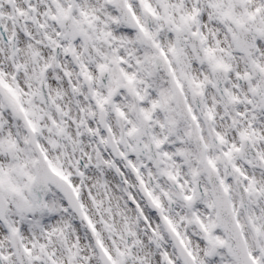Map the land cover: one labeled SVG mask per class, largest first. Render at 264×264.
I'll use <instances>...</instances> for the list:
<instances>
[{"label": "snow or ice", "instance_id": "1", "mask_svg": "<svg viewBox=\"0 0 264 264\" xmlns=\"http://www.w3.org/2000/svg\"><path fill=\"white\" fill-rule=\"evenodd\" d=\"M0 264H264V0H0Z\"/></svg>", "mask_w": 264, "mask_h": 264}]
</instances>
